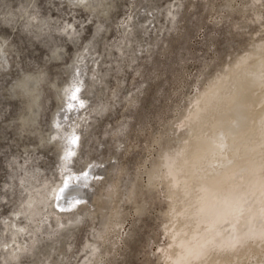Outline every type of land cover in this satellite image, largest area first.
<instances>
[{"label":"rangeland","instance_id":"374dc122","mask_svg":"<svg viewBox=\"0 0 264 264\" xmlns=\"http://www.w3.org/2000/svg\"><path fill=\"white\" fill-rule=\"evenodd\" d=\"M263 44L264 0H0V264H166L181 203L163 155ZM244 91L255 142L264 87ZM60 186L83 195L64 203ZM216 254L263 264L264 240Z\"/></svg>","mask_w":264,"mask_h":264},{"label":"bare ground","instance_id":"6f19581e","mask_svg":"<svg viewBox=\"0 0 264 264\" xmlns=\"http://www.w3.org/2000/svg\"><path fill=\"white\" fill-rule=\"evenodd\" d=\"M263 61L264 44L205 88L186 122L188 140L177 151L163 155L171 198L181 203L175 212L180 223L170 231L172 251L166 264H216L219 259L209 258L210 254L228 258L248 238L264 240V111L253 126L262 129V136L247 143L242 138L252 125L254 111L244 90L263 89ZM263 100L264 94L258 102ZM243 173H250L248 180L235 184L234 177ZM82 193L78 186L54 191L64 203ZM39 202L40 197L29 199L25 210L33 212ZM22 248L18 244L17 249Z\"/></svg>","mask_w":264,"mask_h":264}]
</instances>
